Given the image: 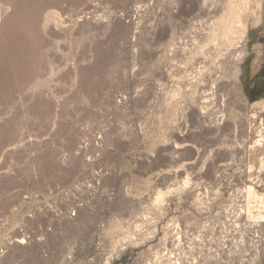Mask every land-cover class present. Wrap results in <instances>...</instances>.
I'll return each instance as SVG.
<instances>
[{
    "label": "rangeland",
    "instance_id": "rangeland-1",
    "mask_svg": "<svg viewBox=\"0 0 264 264\" xmlns=\"http://www.w3.org/2000/svg\"><path fill=\"white\" fill-rule=\"evenodd\" d=\"M235 1L0 0V264H264V0L228 40Z\"/></svg>",
    "mask_w": 264,
    "mask_h": 264
},
{
    "label": "bare ground",
    "instance_id": "bare-ground-1",
    "mask_svg": "<svg viewBox=\"0 0 264 264\" xmlns=\"http://www.w3.org/2000/svg\"><path fill=\"white\" fill-rule=\"evenodd\" d=\"M248 0H236L235 2L230 3L229 5V16L226 24H224L223 36L230 40L231 33L235 30L236 27L245 23V12L242 9V5L246 4ZM255 191L251 187L249 189V194L252 197ZM253 198V197H252ZM255 198V197H254Z\"/></svg>",
    "mask_w": 264,
    "mask_h": 264
}]
</instances>
